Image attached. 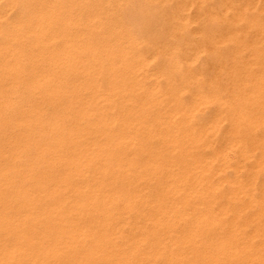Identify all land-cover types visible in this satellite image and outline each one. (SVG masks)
I'll return each instance as SVG.
<instances>
[{
    "label": "bare ground",
    "instance_id": "1",
    "mask_svg": "<svg viewBox=\"0 0 264 264\" xmlns=\"http://www.w3.org/2000/svg\"><path fill=\"white\" fill-rule=\"evenodd\" d=\"M17 1L9 40L33 29L35 42L45 33L60 38L61 48L39 46L34 58L51 60L47 67L28 60V74L25 41L17 38L14 79L32 75L41 85L34 115L17 106V122H39L42 138L22 160L35 137L22 124L21 142L10 129L2 135L8 147L0 145V264H264V16L249 13L254 1L237 4L225 27L204 31L202 42L188 44L183 34L166 41L155 68L149 61L162 49L129 27L131 17L128 23L104 7L106 30L97 20L89 39L79 26L68 34L56 27L63 3L6 5ZM69 1L71 9L81 0ZM178 3L171 24L177 30L188 20V3ZM205 39L213 41L207 57L214 67L196 68ZM232 45L239 48L225 59ZM57 49L66 55L62 73L51 58ZM71 70L82 74L78 83L66 79ZM60 74V84L49 83ZM46 98L47 106L67 108L43 120Z\"/></svg>",
    "mask_w": 264,
    "mask_h": 264
},
{
    "label": "rangeland",
    "instance_id": "2",
    "mask_svg": "<svg viewBox=\"0 0 264 264\" xmlns=\"http://www.w3.org/2000/svg\"><path fill=\"white\" fill-rule=\"evenodd\" d=\"M49 1H51V0H45L44 2L38 0L37 4L38 5L41 4L42 6L47 7L48 4H49ZM55 1L57 2V4L59 2L61 4L63 3L62 6H61L62 8L60 7L57 10V12H58L57 13V17L54 19V23H55L56 27H58L59 29L64 28V30L66 31L67 34H68V32L69 33L72 32L74 27H76V28L81 27L82 30L84 31L83 37H86V38H89V39H92V36H93V34L95 32V30H92L93 27H94L93 26L94 22H96L97 20H103L101 25L104 28L106 27V25L104 23V17L105 16H103L104 13L102 12L104 7L108 11L113 9L112 11H114V14H116V16H115L116 18L119 16L122 19H127L128 23L131 20L129 17L133 18L131 20V22L129 23V27L132 30H134V32L136 34L139 32L138 35H140V33L144 34V35H148V37L151 38V42H152L151 44L155 45V46H159V48L162 49V50L158 51V54H157V56L154 59L149 61V64L151 63L149 66L151 68H155L160 63H162L163 58H164V56L166 54L165 50H163L162 44L164 45V43L166 41H169V40H174V39L175 40H177V39L181 40L180 37L182 36V34L183 35H188V39H190L187 42L188 44L196 43L197 40L202 42L201 37H202L204 31L210 30V29H223L225 27V18L224 17L233 15V13L236 11L237 4H239L243 0H238V1H236V0H203L202 1L203 3H202L201 6H200V3H199V0H185V3H188L189 5L188 4L185 5V8H183V12L182 13H183L184 16H187L188 20L186 21L185 25L180 26V29H178V30L176 29V26H173L171 24H172V21H173V12L176 10V8H177V6L179 4L178 3L179 0H175V2H174V0H170V2L164 3V4H161V3H158V2H154L156 0H146V1L145 0H136V2H135V0H120V1L119 0H115V1L114 0H112V1L110 0L111 2H109V0H100V1L99 0H87V2L85 0H81L82 2L78 1L79 6L75 5L76 8H74L72 6L71 9L68 8V6H67L68 4H70L69 2H71V1H69V0H55ZM88 1H90V2H88ZM139 1L140 2L142 1V2L140 3ZM252 1L255 2V0H252ZM1 2H2V4H1ZM7 2H8V0H0V5H1L0 8H3L5 6L3 8L4 10H2V15H3L4 11L7 12V13L6 12L4 13L2 18L0 17V73H1L0 75L2 77V78L0 77V97H1L0 98V126H1L0 127L1 128L0 129V141L2 140L0 142V145L6 144L3 141V137H2L4 132L5 133L11 132V134L13 133L14 135L19 134V135H17V140H19L21 142L20 138H22L24 136V133H23V131H20V130H22V128L24 127L23 130L27 129L29 134L32 135L33 137H35L34 139L30 140L29 143H26V147H24V149L22 150V156L21 157H22V160H25V159L30 158L32 156V153L35 151L36 147H35V142L34 141L36 139L42 138V136L40 135L41 125H40L39 122H37L38 124L35 123V122L32 123L31 121L28 122L27 119H26L27 121L25 120L24 122L18 123L17 121L20 119V112L16 109V107L17 106H18V108L21 107V106L24 107L26 113L28 112L27 116H29V115L33 116L34 112H35V109H34V107L32 105H33V102L36 99L41 98L40 97V93H39V89L41 88V85L37 81H35L34 77L32 78V75H31V77H27L26 76V78L23 81H21V82H18L16 79H14V76H13L14 72L10 68V67H12L11 66L12 65L11 62L14 63L16 56L20 55L19 52H21V51H19V48L17 46L18 45L17 38L24 39V41H25V45L23 46V51L22 52H24V56L26 58L25 61H24L25 62L24 65L26 67L25 70H26V72L28 74L31 73V70H29V67L27 65L28 64V60H31V59L34 60L35 63L37 64V66H42L43 64L47 63V65L45 67L48 66V61L47 60H51V59H48L49 57L48 58H39V57L34 58L35 54H36V52L38 50V47L41 46L42 44H44V46L46 48H49L50 47V45H49L50 43H52V45H54L55 47H57V46L59 47L61 40H60V38H50L48 40L47 34L44 33L43 34L44 35V37H43L44 40L42 39L41 41L39 40V41L35 42L34 41L35 32L33 31V29H30L31 31H28L27 33H25V35L22 34V37H21V33H19V31H15L14 33L16 34V37L13 40H9V38H11L10 37L11 36V28H12L11 26H12L14 20L16 21V20L19 19V14H20V11H21V2L17 1V2H14L13 4L11 3L12 5L11 4L10 5H6ZM19 2H20V5H19ZM129 2H130V4H129ZM133 2L135 4H133ZM145 2H147V4ZM172 2L174 4H172ZM254 2H253V6L251 5L250 10H248L249 13L250 14L254 13V14H258V15L264 16V10L261 9V7H264V0H256V2L255 3ZM3 4H4V6H3ZM137 4H139L138 7H137ZM148 4H149V6H148ZM153 4H154V6H153ZM83 5H84V7H83ZM126 5L127 6L129 5L128 6V10H127ZM132 5H134L135 8ZM7 6L9 8H7ZM14 6L17 7L18 9L15 8ZM225 6H226V8H225ZM82 7H83V9H82ZM87 7H90L91 11H89L90 8H87ZM5 8H6V10H5ZM153 8H154V10H153ZM227 8H229V9H227ZM135 9H136L137 12L135 11ZM137 9H140V10H137ZM155 9H156V11H155ZM12 10H14V15H13ZM81 10H83V11L81 12ZM142 10H143V12H142ZM154 11H155V13H154ZM141 12H142V14H141ZM209 12H211V15L213 17V21L212 22L209 20V16H208ZM85 13H86V15H85ZM131 13H133V15L134 14H136V15L133 16ZM137 13H138V16H137ZM60 14H62V15H60ZM63 14H64V16H63ZM120 14L122 16L124 15V18ZM150 14H151V16H149ZM68 15H70V16H68ZM10 16H12V17H10ZM139 17H140V20H138ZM84 18H85V20H84ZM128 18L130 20H128ZM90 19H91V21H90ZM92 19H93V21H92ZM134 19H136L135 22L133 21ZM142 19H144V21ZM67 20L68 21H72V22H69L66 25V26H68L66 28V26L65 25L63 26L62 23L66 22ZM132 21H133V24H132ZM6 22H7V24H6ZM147 23L150 24V25H148ZM241 23H243V22L239 21V22L236 23V25L241 24ZM3 24H4V26H3ZM72 26H73V28H72ZM133 26L138 28L139 31L137 32L136 29H133L132 28ZM104 30H106V28ZM88 31H90L91 33L88 32ZM92 31H93V33H92ZM4 34H6V36H4ZM113 34L116 36L115 33H113ZM193 38L196 39V41ZM6 39H7V41H11V43H7V44L4 45V41H6ZM211 42H213V41H210L209 39L203 40V47L197 52L196 58H195L194 63H193L196 68H199L200 66H202V65H200L201 63L202 64H207V62L209 63V68H213L214 67V66L211 65L210 60H208V57H207L208 54L211 52L210 47H209L211 45ZM70 45L73 46V44H70ZM59 48H61V47H59ZM238 48H239L238 45H232V47H229V49H227L225 51L226 52L224 54L225 59L228 56H230L231 53L235 52V50H237ZM183 49H185V50L183 51ZM9 50H10V52H12V54L9 52ZM185 51H187V46H186L185 43H183L182 44V48L179 50V56L181 55L180 56L181 58L184 55ZM64 52L61 49H57V51L54 50V52H52V54H51V56H52L51 58L55 57V62L57 61L56 63H57V68L59 70V73L64 72V64H66L65 63L66 55L64 54ZM158 57H159V59H158ZM202 59H203V61H202ZM11 60H13V61H11ZM222 60H224V58H222ZM60 76H62V75L61 74L59 76L56 75L53 80H49V83L51 82V83H55V84L56 83L60 84L63 81V79H61ZM7 77H8V79H7ZM152 77H153V75H151L150 77L147 76L145 81L151 82L152 81L151 80ZM66 79L70 80V82H72V83H78L82 79V74L79 72V70H71L70 73H69L68 78H66ZM29 82H30V84H29ZM35 87H37V88H35ZM51 95H52L51 97H54L52 93H51ZM30 102H31V104H30ZM47 102H49L47 100V98H46V100L43 99V104L45 106H47L45 104ZM53 104L55 105L54 107H53V105H49V106H47L48 108L42 110L40 115H41V117H43V120L45 118H48V117L51 116L52 111H54L52 109H55L56 112H59V110H61V109L64 110V109L67 108L65 106L66 104L63 105L62 108H61L60 105H58L55 102ZM69 108L71 109V112L68 114V116L66 115V117H65V120H66L67 123L71 122L70 121L71 120V115H72L71 113L74 112V108H72V106H70ZM28 109H29V111H28ZM4 116H5V120L6 121L4 120ZM21 124H22L23 127H21ZM25 124H26V127H25ZM4 125H5V127H4ZM32 125H33V129H32L33 133L31 132L32 133L31 134L30 133V127ZM225 125L226 124H224V126L223 125L222 126L225 127ZM223 127H221V129ZM8 129H10V130L8 131ZM221 129H220V131H221ZM2 130H3V132H1ZM18 130H19V133H18ZM16 132H17V134H16ZM20 132H22V133H20ZM219 134H220V132L218 133V135ZM18 136H19V138H18ZM19 141H17V142L20 143ZM5 147H8V145L6 144ZM24 151H26V152H24ZM232 151L233 150H230L228 152V157H230V161H233L235 159L233 157H235L236 151L235 152H232ZM229 153H231V155ZM231 158H233V159H231Z\"/></svg>",
    "mask_w": 264,
    "mask_h": 264
}]
</instances>
